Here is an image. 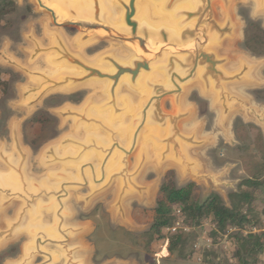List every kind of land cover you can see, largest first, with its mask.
Wrapping results in <instances>:
<instances>
[{
    "label": "water",
    "instance_id": "95a60500",
    "mask_svg": "<svg viewBox=\"0 0 264 264\" xmlns=\"http://www.w3.org/2000/svg\"><path fill=\"white\" fill-rule=\"evenodd\" d=\"M35 1L49 14L54 26H76L87 32L84 38L80 37L81 42L93 36L107 37L119 43L130 55L121 59L112 51L103 53L100 61L108 65L106 69L71 52L56 32L51 34L50 47L36 46V53L50 54L48 63H62L81 72L56 76L40 74L37 87L29 90L31 93L43 95L52 88L71 89L91 81H105L109 97L101 101L88 98L80 107H68L60 112L63 118L72 119L74 130L82 127L87 133L82 139L66 136L58 146H51L43 153L50 159L42 163L72 167L76 172L75 175L62 170L50 172L48 177H57L58 184L52 186L46 179L37 182L27 178V153L18 141H14L19 155L15 163L11 162L14 157L0 152L1 161L9 168V176L0 173L2 205L9 200L25 201V206L20 207L16 220L9 223L2 237L10 236V230L21 223L26 211H32L30 204L41 194L56 203L40 204L38 208H53L58 228L62 221L63 201L70 189L88 187L89 196H93L115 182L117 196L113 206L122 213L124 196L141 195L148 189L136 178L149 158V150L158 163L171 162L183 173L196 177L192 170L196 164L189 159L187 147L199 146L202 142L193 134L182 132L178 126L179 121L189 115V110L181 109V98L194 83L201 85L204 94L214 95L215 104L221 109V122L236 103L244 112L251 110L231 94L227 86L251 81L250 72L254 65L240 59L239 67L230 71L227 69L230 57L219 53L226 40L236 37V25L229 13L231 0H59L58 8L51 6L58 0ZM215 4L222 9V21L215 16ZM117 5L120 12L117 23L113 24L111 18L115 11L112 7L115 9ZM259 11L264 12V0H259ZM64 12L70 16L64 17ZM123 85L134 93H143L146 89V95L132 100L125 93H118ZM166 97L170 99L174 112L164 111L162 103ZM126 115L128 134L123 139V128L116 122ZM93 130H100L106 139H100ZM12 135L15 138L16 132L13 131ZM58 148L63 149L62 155H58ZM135 152V165L130 169L128 158ZM94 157L100 162L90 161Z\"/></svg>",
    "mask_w": 264,
    "mask_h": 264
},
{
    "label": "rangeland",
    "instance_id": "374dc122",
    "mask_svg": "<svg viewBox=\"0 0 264 264\" xmlns=\"http://www.w3.org/2000/svg\"><path fill=\"white\" fill-rule=\"evenodd\" d=\"M58 2L59 0L51 6L58 8ZM14 4V8L3 16L0 25V75L4 81V85L0 88V152L9 154L17 160L19 155L14 148V141H18L27 153L25 166L27 178L35 180L46 178L47 183L54 186L59 180L57 177L55 179L48 177V174L64 170L67 166L42 163L50 159L43 153L47 152L51 146H58L61 139L66 136L82 139L87 133L82 127L74 130L72 119L63 118L60 112L68 107H80L88 98L95 101L105 99L109 97V93L105 89L106 91L102 94V91L95 90L85 83L71 89L52 88L45 91L43 95L31 93L30 88L38 85L37 76L45 75L47 72L44 69L50 67L47 62V57L50 55L36 53V46L39 45L42 49L50 47L53 38L51 34L56 32L71 52L84 58L118 47L120 48L118 51L124 50L119 43L107 37L93 36L81 42L80 37L84 38L87 32L80 31L76 26H54L49 14L41 9L35 0H14ZM215 5V16L222 21L224 17L222 9ZM118 7L120 8L118 5L115 8L116 13L120 12ZM229 13L236 25V37L225 41L219 48V52L231 58L229 64L231 69L237 65L239 58H244L254 65L252 82L230 86V90L239 95L251 110L249 113H244L241 108L234 105L231 115L220 123V109L214 106L213 96L204 94L201 86L196 83L186 89L182 99L184 107L192 109V117L181 123V126L186 129L193 126L198 128L199 136L208 139L205 145L192 151L194 158L200 164V172L207 177L204 179V184H194V196L202 200L208 194L215 192L221 196L227 206L230 205L228 194L235 191L241 180L248 175L247 161L257 158L258 148L264 142V73L262 71L264 45L256 47L257 51L263 52L262 55H254L242 45L246 21L251 19L264 29V12L259 11V0H231ZM62 15L70 16L65 12ZM118 91L120 93L123 90L119 88ZM145 91L143 93L137 91L134 94L132 92L126 94V97H145ZM163 107L172 109L171 101L167 97L163 100ZM13 131L16 132L15 138L12 135ZM59 151L62 155L63 149L58 148ZM131 160L134 162L133 157ZM90 161L100 162L96 157ZM4 168L0 158V170ZM67 171L70 173L72 171L73 175L76 173L74 168ZM179 171L176 165L167 163L156 166L153 160L145 166L139 181L153 185V197L150 196L149 200V197L142 199L138 195H130L122 203L126 214L141 227L140 229H147L151 222L149 207L155 205L157 188L165 181L168 172H171V177L177 186L187 184L189 179L182 177ZM116 190V185L112 184L92 199L87 206L83 204L80 197L89 192L88 187L82 188L79 192H73L72 200L68 203L72 210L69 222H92L95 231L82 239L95 244L96 261L117 256L138 262L144 259L145 249L135 245L136 242L143 241L140 237L142 233L128 234L124 228H118L112 222L114 216L110 205L116 197ZM2 198L4 199V196L0 194V264H7L18 260L22 244L32 238L28 230L34 227L33 218H40L45 227L50 224L52 217L54 221L57 217L53 208L50 210L38 208V205L44 206L52 201L50 197L41 194L30 204L32 213H25L21 223L10 230L9 239L4 238L2 234L5 236L9 223L16 220L17 212L20 211V207L25 206V201L19 198L20 200H9L2 205ZM261 209L262 205H259L256 210L258 216L256 225L248 228L255 233L264 230V216L261 214ZM18 227L19 230H17ZM211 227V223L205 219L201 226L193 231L190 228L186 230L188 233H193L192 239H189L184 249V253L191 252V259L180 257L174 252L169 255L167 261L158 259L157 263L203 264L207 254L210 256L211 264H238L233 256L234 243L231 238L237 230L228 228L224 233L211 234ZM257 264H264V252L258 258Z\"/></svg>",
    "mask_w": 264,
    "mask_h": 264
},
{
    "label": "trees",
    "instance_id": "16d2710c",
    "mask_svg": "<svg viewBox=\"0 0 264 264\" xmlns=\"http://www.w3.org/2000/svg\"><path fill=\"white\" fill-rule=\"evenodd\" d=\"M14 5V0H0V25L3 16ZM243 36V47L254 55H262L263 52L257 51L256 47L264 45V29L248 19ZM3 85L0 75V88ZM256 156V159H250L246 163L247 177L241 180L235 191L228 194L229 206L215 192L198 200L194 196L193 183L177 186L171 172H168L151 209L150 225L140 236L146 252L150 250L152 241L165 239L170 254L176 252L180 257L191 259V252L184 253V249L193 233H188L183 228L193 231L207 219L212 225L211 234L224 233L228 228L237 230L231 238L234 243L233 256L238 264H257L264 252V230L255 233L248 228L254 227L258 222L256 210L259 205H262L261 214L264 216V142L259 146ZM179 220L183 228L171 232L170 229ZM210 262V256L206 254L203 264H211Z\"/></svg>",
    "mask_w": 264,
    "mask_h": 264
},
{
    "label": "crops",
    "instance_id": "0c3cea01",
    "mask_svg": "<svg viewBox=\"0 0 264 264\" xmlns=\"http://www.w3.org/2000/svg\"><path fill=\"white\" fill-rule=\"evenodd\" d=\"M215 6L216 5H214V10H215ZM240 59H243L244 61H246L244 58H239L237 61V65L234 68L231 69L229 67V64H230L229 63L227 65V69H229L230 71L237 69L240 65L239 64ZM246 63H248V61H246ZM248 64H250V63H248ZM253 71H254V67L252 68V70L250 72L251 81H249V82L244 81V82H237L234 84H229L227 86L228 91L231 94L237 96L238 98H240L242 100V98L239 95L234 94L230 90V86L252 82L253 81V77H252ZM194 84H196V83H194ZM210 94L213 96L214 106H216L220 109V107L215 104L214 95L212 93H209L208 95H210ZM182 99H183V97L181 98V109L184 111L189 110V115L179 121V123H178L179 129L184 133L193 134L195 136L196 140L201 141L202 144H200L199 146H194V147H189V148L187 147V154L189 156V159L192 160L193 162H195V164H196L195 166L192 167L193 173L196 174V177H194V175H191L189 173H183L181 168L178 166V168L180 169L179 172H180V175L182 177L189 179V181L186 183L204 184V181H205L204 179L207 177L202 176V173L200 172V164H199L198 160H196L194 158L192 151L196 148H199V147H202L203 145H205L208 142V139L200 137L199 136V129L195 128L194 126L191 127L190 129L189 128L186 129V128H183L181 126L182 122H184V121H186L192 117V109L189 107H184V105L182 103ZM242 101L245 102L244 100H242ZM234 105L239 107L237 103ZM171 106H172V103H171ZM162 107H163V103H162ZM163 109L166 112H174L173 106H172V109H170V110L166 109L164 107H163ZM232 110L233 109H231V111L228 114V116L226 117V119L231 115ZM244 113H249V112H244ZM220 115H221V109H220ZM220 115H219V122L223 123L226 119L223 122H221ZM58 154L60 155V151L58 152ZM135 156H136V152L133 153L132 155H130V157L128 158V165H129L130 169L135 165ZM148 156H149L148 160L145 162L143 168L141 169L139 175L136 178V181L140 185L146 186V187H148V189L146 191H144L141 195H138V194H130V195H138L139 197H142V199L145 197H147V198L149 197V200H150V196H152V193H153L152 192L153 185L144 184L142 182L140 183V181H139L140 174L144 170L145 166L151 160H153V162L155 163L156 166H161V165H164L167 163H169V164H173V163L168 162V161H166L164 163H158V161H157L158 159L156 158V156H154V153H151V154L149 153ZM132 157L134 158V162H133V160H131ZM15 161H16L15 159L11 160L12 163H15ZM2 164H3V168L4 167L5 168L1 169L0 173L3 174L4 176H9L8 175L9 168L5 165L4 162H2ZM50 165H52V164H50ZM173 165H175V164H173ZM66 168L64 170L62 169V171L65 173H70L67 170L71 169L72 167H66ZM71 174L73 175L72 171H71ZM43 179H46V178H43ZM40 180H42V179H40ZM40 180H36V181L38 182ZM113 184L116 185V189H117V184L115 182ZM212 186L216 187L215 185H212ZM81 190L82 189H80V190H71V189L68 190V197L63 201V207H62V213H61L62 214V221L60 222V228H58L59 222H57V221L54 222L53 217L51 218L50 224H47V226H45V227H43L44 226L43 221H42V224H37V223L33 222L34 227H31L30 230H28L29 234L32 235V238L26 240L22 244L21 253H20L18 260L8 262L7 264H155V263L158 264L157 263L158 259H163L164 261H167V258L169 257L170 253L167 250V243L168 242L165 239H158V240L152 241L150 244V250L148 252H146V250L143 252L144 259L143 260L141 259V261L138 260V262L134 261V260H125V259H123L121 257H117V256L116 257L112 256V257H108L107 259H103L101 261H99V260L96 261V258L94 256L95 244H93L92 242H88V241L86 242L82 239L83 237H86L88 235L90 236L95 231L94 227L91 224L92 222H89V221L69 222V219L72 216V210L68 206V203H69V201L72 200V193L73 192H79ZM158 190H159V187L157 188L156 195H158ZM89 193H90V191L86 195L80 197V199L83 201V204L85 206H87L88 203L92 199H94L96 196H98L101 192L97 193L93 196H89ZM130 195L124 196L121 200L122 213H121V211H118L113 206L115 199H116V197H115L113 203H111V205H110V210L114 216V221H112V222L115 225H117L118 228H124V230H126V232H128V234H131V233L138 234L139 232L143 233L148 228L145 230L140 229L141 227H139V225L137 223H135V221L133 219H131V217L128 216V214H126V211L123 208V204H122L123 200ZM116 196H117V190H116ZM153 207H154V205H152L149 208L152 209ZM38 210H41V209H38ZM45 210H47V209H45ZM25 213L30 214L32 212L26 211ZM37 219L41 220L40 218H34L35 221ZM149 225H150V223H149ZM19 227L17 228V230H19ZM37 240L39 241L38 243L36 242ZM136 243L137 244H135V245H138V247H140L141 249H144L141 241L136 242ZM37 258H40V259L37 260Z\"/></svg>",
    "mask_w": 264,
    "mask_h": 264
},
{
    "label": "bare ground",
    "instance_id": "6f19581e",
    "mask_svg": "<svg viewBox=\"0 0 264 264\" xmlns=\"http://www.w3.org/2000/svg\"><path fill=\"white\" fill-rule=\"evenodd\" d=\"M112 11H115V12L113 13V16L111 18V21L113 22V24H116L117 21H118V17H117L118 16V13H116L117 11L113 7H112ZM152 12H153V8H152V11H151V15L153 14ZM120 47H121V45H120ZM118 49H120V48L118 47L117 49H113V50L110 49L108 52L112 51L116 57L121 58V59H126V57L128 55H130V54H128L125 51H123V52L122 51H118ZM102 54H103L102 52L101 53H97V54H95L93 56H90V57H85V58L83 57V59L85 61L89 62L90 64H93L95 66H98V67H102V68H106L107 69V68H109L108 65L100 61V56ZM48 55H50V54H48ZM48 65L50 67H46L44 69L47 72L45 74L51 75V76H56V75L61 74V73L79 74L81 72V71H79L76 68H70V67L64 66L62 63H58V64H49L48 63ZM85 84L92 86L95 90L102 91V94H103V90L105 89V86H106V82L105 81H91V82H87ZM121 88L124 91V92L123 91L122 92L125 93V94H131L133 92V91L130 92L129 89L125 85H123ZM133 94H134V92H133ZM131 98H132V100L136 99V97H131ZM98 99H100V98L98 97ZM101 100H99V101H101ZM127 120H128V116L126 115L123 119H121L118 122H116V123H118L119 127L123 128L122 129V131H123L122 138L123 139H125L126 138V134H128V130L125 127L126 126L125 123H127ZM93 133L95 135H97L100 139H102L103 141L106 139L105 134H103L102 132H100V130H96V131L93 130ZM149 153L150 154L153 153L152 150H149ZM32 222H35L37 224H42V221L39 220V219H37L35 221L34 218H33L32 219Z\"/></svg>",
    "mask_w": 264,
    "mask_h": 264
},
{
    "label": "built area",
    "instance_id": "2783aa9c",
    "mask_svg": "<svg viewBox=\"0 0 264 264\" xmlns=\"http://www.w3.org/2000/svg\"><path fill=\"white\" fill-rule=\"evenodd\" d=\"M178 228H183L182 226H181V221L179 220V221H177L176 223H175V225L170 229V231L171 232H174L176 229H178ZM184 230H187V228H183ZM168 230H166V232H167Z\"/></svg>",
    "mask_w": 264,
    "mask_h": 264
}]
</instances>
